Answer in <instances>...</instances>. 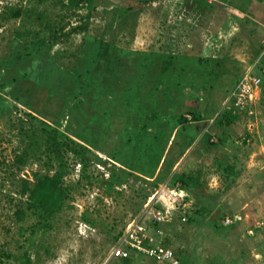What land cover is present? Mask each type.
Instances as JSON below:
<instances>
[{
	"label": "rangeland",
	"instance_id": "1",
	"mask_svg": "<svg viewBox=\"0 0 264 264\" xmlns=\"http://www.w3.org/2000/svg\"><path fill=\"white\" fill-rule=\"evenodd\" d=\"M263 45L264 0H0V264H264Z\"/></svg>",
	"mask_w": 264,
	"mask_h": 264
},
{
	"label": "built area",
	"instance_id": "2",
	"mask_svg": "<svg viewBox=\"0 0 264 264\" xmlns=\"http://www.w3.org/2000/svg\"><path fill=\"white\" fill-rule=\"evenodd\" d=\"M263 79L264 45L256 58L247 65L234 89L228 96L227 102L232 103L234 107L238 108V110H243L246 114H254V104L259 95ZM178 195L180 194H174V196ZM162 218L161 212L158 211L157 221ZM133 237L134 241H130L128 247L118 245L113 251L114 256L122 258L128 257L130 255V249L134 248L140 252H144L157 261L165 262L166 264H181L178 251L176 252L166 243V240L164 241V236L161 231L157 234V241L153 237H148L146 234L135 233Z\"/></svg>",
	"mask_w": 264,
	"mask_h": 264
},
{
	"label": "trees",
	"instance_id": "3",
	"mask_svg": "<svg viewBox=\"0 0 264 264\" xmlns=\"http://www.w3.org/2000/svg\"><path fill=\"white\" fill-rule=\"evenodd\" d=\"M45 131L48 135L49 145L51 146V148L55 147V146H60V147L63 146L65 149L70 148L69 150H71V148H73L75 141L71 137H69L67 135H63L64 139L61 140L58 137L57 130L53 129L51 127H50V129H45ZM181 264H184V263L181 262Z\"/></svg>",
	"mask_w": 264,
	"mask_h": 264
},
{
	"label": "crops",
	"instance_id": "4",
	"mask_svg": "<svg viewBox=\"0 0 264 264\" xmlns=\"http://www.w3.org/2000/svg\"><path fill=\"white\" fill-rule=\"evenodd\" d=\"M195 124H197L196 126L198 127V129H199V127L201 126H203V122L202 121H193ZM202 129V128H201ZM176 132H178V131H176ZM177 134V133H176ZM187 155V154H186ZM164 158V157H163ZM160 161H161V156H159L158 158H157V166L159 167V165H160Z\"/></svg>",
	"mask_w": 264,
	"mask_h": 264
}]
</instances>
